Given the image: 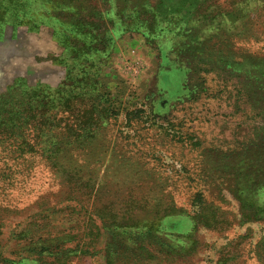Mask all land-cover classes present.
I'll return each instance as SVG.
<instances>
[{
	"label": "rangeland",
	"instance_id": "1",
	"mask_svg": "<svg viewBox=\"0 0 264 264\" xmlns=\"http://www.w3.org/2000/svg\"><path fill=\"white\" fill-rule=\"evenodd\" d=\"M12 1L0 0V98L40 87L71 119L59 99L87 92L72 107L85 143L65 184L41 151L0 137V264H217L224 250L264 264V0ZM99 206L182 217H164L134 263L115 254L138 240L110 238L108 223L87 237Z\"/></svg>",
	"mask_w": 264,
	"mask_h": 264
},
{
	"label": "trees",
	"instance_id": "2",
	"mask_svg": "<svg viewBox=\"0 0 264 264\" xmlns=\"http://www.w3.org/2000/svg\"><path fill=\"white\" fill-rule=\"evenodd\" d=\"M12 4V0H8ZM21 1H17L15 4L16 7L15 11L12 9V11L17 15L16 17L21 22V18L18 16L20 12L25 9V4H21ZM1 18L0 21L4 20V10L0 12ZM257 72V74H259ZM82 81L85 78H81ZM70 81V84L73 83V81L68 79ZM84 85H87V82H84ZM85 87V86H84ZM84 90V89H83ZM95 89H92L91 92H93ZM87 92H79L77 96H82L86 94ZM46 92L42 90L40 87L36 89H29L25 91H19L15 94H12L10 97L8 95L3 96L0 98V137H3L5 139H16L14 140L17 142L15 144L17 148V152L23 153V154H35L39 151L42 152L45 159L48 161L50 166L54 167L55 169H58L56 173H58V177L62 179L63 183L69 184V180L72 179L71 176H75L74 170L71 168L72 163V150L74 146L80 145L82 146L85 143V137H82L83 139L81 141H77V137L74 135V127L72 122L75 121V117L73 115L79 114L72 112L73 107V100L77 98V96H74V94L67 93V96L64 99H59V102L62 104L59 105L63 110L65 114L69 113L71 116V119L69 117L60 118L57 119L56 117H53L50 113L49 106H54V104L58 100H54L51 98H48L45 96ZM100 102H98L96 105L92 104L91 109L87 112H82V116L80 118L84 119V121L80 122L77 127H79L81 130H86V113H90L93 110L99 109ZM101 109L100 113H103V110ZM76 116V115H75ZM101 117L94 119V121H100ZM92 120V119H91ZM100 123V122H97ZM62 124H64L62 126ZM61 125V126H59ZM98 124H95L97 126ZM60 130V132H58ZM125 180L127 178L125 177ZM86 182L91 181V178L88 177V179L85 180ZM69 189V188H67ZM70 190V189H69ZM70 194V192H69ZM67 195V199L69 200V196ZM72 198L71 200H73ZM195 206H198L199 212L203 211V208L201 205L203 204L202 199L200 196H196ZM80 202V205H83L79 209V211H75V208L72 209V211L75 214H79L82 210H85L84 204H81V200H78ZM139 208V207H138ZM205 210V209H204ZM1 211V209H0ZM111 210L99 206V208L95 209L92 216L90 217L89 221H91V225H89V229L93 232L90 235H87V237L95 236L98 237L100 235L101 231H106L107 236H109L107 232V227L105 226L108 223V226H113L112 229H114L117 234L112 235L110 238L115 237H121L126 238L123 242L126 245H129V243L132 240H138V243L136 245V248H130L125 246L121 243V247H124V251L119 254H115L117 258L124 259L123 261H126L125 259H129L132 262H137L138 259V251L137 249H140L141 251H144L145 248L152 247V244H150V239H146V236H151L157 231H153L154 228L160 226V222L164 217H182V214L180 212H177L175 208L172 206H168L165 210L161 211V216L159 214H154L152 220L149 221L145 216H139L137 211L134 210V207L129 209L126 213H122L121 216L117 214H110ZM102 213V214H101ZM43 215V214H42ZM103 215L107 217L108 220L104 221ZM108 215V216H107ZM159 215V216H158ZM203 215V213H202ZM1 216V215H0ZM40 216V215H39ZM205 218V216H202V218ZM157 219V222H154L153 220ZM96 223H99L96 224ZM192 228L191 230L184 234L183 236L186 237V241H190L191 236L193 234V231L195 230L193 220L191 221ZM201 223L208 228H211L212 226L206 222L205 220H201ZM213 225V224H212ZM36 227V226H35ZM138 228H145L146 232H141L140 230H136ZM120 229L126 230V233L123 231H119ZM170 231L173 229H169ZM175 235L177 232H172ZM95 234V235H94ZM188 237V238H187ZM190 237V238H189ZM171 245V246H170ZM193 246V243H190V245L187 247L186 251H189L191 247ZM172 248V244L170 243L167 245V248ZM54 248V251L60 252L61 248L60 245L50 246L48 249L51 250ZM176 251V248L173 249ZM156 254L159 257L166 258L165 260H168V255H171V252H163V249L154 250ZM111 250H108V253H110ZM224 256L218 261L217 264H235V256H229L228 252L224 250ZM124 254L126 255L124 258ZM128 254V255H127ZM228 256V257H227ZM136 257V258H135ZM108 258H110L108 256ZM142 258L140 259V261ZM172 260V258H170ZM162 261V260H160Z\"/></svg>",
	"mask_w": 264,
	"mask_h": 264
}]
</instances>
